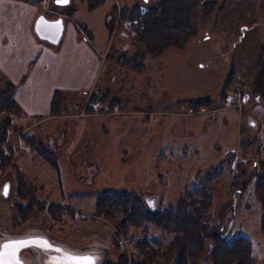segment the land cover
<instances>
[{"label": "rangeland", "instance_id": "obj_1", "mask_svg": "<svg viewBox=\"0 0 264 264\" xmlns=\"http://www.w3.org/2000/svg\"><path fill=\"white\" fill-rule=\"evenodd\" d=\"M51 1L41 3L52 13ZM157 1L103 0L91 8L90 0H70V7L57 10L67 17L65 28L73 18L103 53L97 86L62 92L48 118L15 106L10 114L0 112V139L10 122L0 142V191L9 183L7 197L0 194V238L37 233L72 252L100 251L112 264L122 253L141 260L134 245L143 239L160 241L161 247L153 245L163 253L169 237L161 230L144 224L120 232V219L97 213L98 198L134 193L147 207L155 198L152 210L168 211L222 167L208 184L203 235L207 241L245 237L255 264H264L255 197V175L264 166V0H205L182 46L142 58L144 46L123 10ZM7 82L0 73V95ZM200 99L211 105L195 109ZM19 179L29 192L24 198L17 194ZM18 209L33 212L24 218ZM171 258L158 262L171 264ZM21 259L35 264L29 251ZM190 264H209V255Z\"/></svg>", "mask_w": 264, "mask_h": 264}, {"label": "trees", "instance_id": "obj_2", "mask_svg": "<svg viewBox=\"0 0 264 264\" xmlns=\"http://www.w3.org/2000/svg\"><path fill=\"white\" fill-rule=\"evenodd\" d=\"M21 1L32 2L34 0ZM102 1L90 0L91 8L98 7ZM204 1L158 0L153 6L145 9L138 6L124 9V16L130 21L134 38L144 46L145 54L142 58L146 55L155 57L170 46H182L187 38L195 32L194 19L199 6ZM204 6V9L210 7H207V4ZM142 11H144L143 15H141ZM73 13L74 8L70 11L69 16H72ZM6 86L7 90L0 95V112L6 111L10 114L11 111H16L19 106L12 98L15 86L10 82H7ZM227 91L228 87H225L223 97ZM62 97L61 91L55 92L51 109ZM192 104L198 110L209 107L211 101L200 99ZM3 126L2 134L4 137L2 136L0 142L4 141L10 122L6 121ZM221 168L209 173L197 190L187 193L168 211L152 210L145 203H142V200L134 193H112L100 196L97 201V213L103 214L109 220L120 219L118 224L120 232H125L131 227L142 228L144 224H152L169 237L163 253L154 249L153 244L161 247L160 241L143 239L134 245L139 256L142 257L141 260L135 255L128 257L126 253H122L118 256L116 264H160L159 258H165L167 262L168 258L172 256L171 264H190L205 254L209 255V264H255L256 259L252 256V244L249 239L242 236L226 238L213 235L207 241L203 235L204 222L209 218L208 212L212 199L208 184L211 179L221 174ZM255 179V197L261 209L260 227L264 230V166H260V172L255 175ZM17 194L22 198L29 194L20 179ZM32 210L18 209V212L24 218H28L33 212ZM57 210L59 212L57 211L56 215H60L61 210ZM117 246L120 245L117 244ZM103 264L112 263L103 261Z\"/></svg>", "mask_w": 264, "mask_h": 264}, {"label": "crops", "instance_id": "obj_3", "mask_svg": "<svg viewBox=\"0 0 264 264\" xmlns=\"http://www.w3.org/2000/svg\"><path fill=\"white\" fill-rule=\"evenodd\" d=\"M42 10L48 12V6L41 1L0 0V73L15 86L13 99L21 111L36 118L50 116L56 91H93L103 54L73 18L65 22L58 46L39 41L33 24Z\"/></svg>", "mask_w": 264, "mask_h": 264}, {"label": "water", "instance_id": "obj_4", "mask_svg": "<svg viewBox=\"0 0 264 264\" xmlns=\"http://www.w3.org/2000/svg\"><path fill=\"white\" fill-rule=\"evenodd\" d=\"M37 1V0H34ZM144 3H147L148 0H143ZM70 4V0L67 2H62V0H55L54 5L57 7H66ZM65 26L64 21L61 17L57 19L48 18L44 13L39 14L33 24V33L35 37L44 43H47L51 46H58L63 34ZM253 125V124H252ZM4 187L1 195L3 198L7 197L5 194ZM155 198H151L147 201L148 206L151 209L154 207ZM19 244L20 247L15 249H9V259L12 261V264H25L21 259V253L24 251H36L37 252V261L40 264H53V262H59V264H69V261L66 259L71 256L77 259L88 258L92 261V264H103V254L100 251H90V252H72L64 247L55 245L49 241V239L37 233L21 236V237H5L0 238V253L4 252V244ZM59 249V251H57ZM15 253V256L12 257L11 253Z\"/></svg>", "mask_w": 264, "mask_h": 264}, {"label": "snow or ice", "instance_id": "obj_5", "mask_svg": "<svg viewBox=\"0 0 264 264\" xmlns=\"http://www.w3.org/2000/svg\"><path fill=\"white\" fill-rule=\"evenodd\" d=\"M62 2H67V0H62ZM7 193V188H5V194ZM20 247L19 244H4L3 245V249L4 252L0 253V264H12V261L8 258L9 257V249H15ZM57 251H59V249H57ZM12 257L15 256V253H11ZM69 261V264H92V261L88 258H84V259H77V258H73L71 256L66 258ZM53 264H59V262H53Z\"/></svg>", "mask_w": 264, "mask_h": 264}, {"label": "flooded vegetation", "instance_id": "obj_6", "mask_svg": "<svg viewBox=\"0 0 264 264\" xmlns=\"http://www.w3.org/2000/svg\"><path fill=\"white\" fill-rule=\"evenodd\" d=\"M37 1H45V0H37ZM51 2H52V5L54 6L53 8L55 9V10H53V12H52V13H53V16H48L49 12L51 13V11H48L46 16H47L48 18H51V19H57V18H59V17L62 18L63 15L56 14L55 12H56L58 9H61V8L63 9V8H66V7L70 6V5H68V6H66V7H57V6L54 5L55 0H52ZM48 9H49V7H48ZM52 13H51V14H52ZM54 14H56V15H54ZM62 19H63V21H64V18H62ZM8 185H9V183H6L4 187H6V186L8 187ZM4 187H3L2 190L0 191V194L2 193ZM1 196H2V195H1ZM29 252H30L31 255L34 257V263H35V264H40V263H38V261L36 260V259H37V252H36L35 250H34V251H29Z\"/></svg>", "mask_w": 264, "mask_h": 264}, {"label": "built area", "instance_id": "obj_7", "mask_svg": "<svg viewBox=\"0 0 264 264\" xmlns=\"http://www.w3.org/2000/svg\"><path fill=\"white\" fill-rule=\"evenodd\" d=\"M143 14H144V11L141 12V15H143ZM237 97L240 99L242 96L238 95ZM245 100H246V97L243 96V99H242L243 104H244ZM238 101H239V100H237V102H238ZM238 105H240V104H238ZM191 113H192V111H191Z\"/></svg>", "mask_w": 264, "mask_h": 264}]
</instances>
